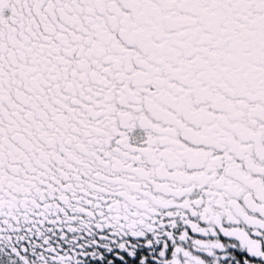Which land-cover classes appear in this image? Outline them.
I'll use <instances>...</instances> for the list:
<instances>
[{
    "label": "snow or ice",
    "instance_id": "snow-or-ice-1",
    "mask_svg": "<svg viewBox=\"0 0 264 264\" xmlns=\"http://www.w3.org/2000/svg\"><path fill=\"white\" fill-rule=\"evenodd\" d=\"M0 264H264V0H0Z\"/></svg>",
    "mask_w": 264,
    "mask_h": 264
}]
</instances>
